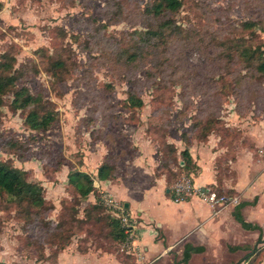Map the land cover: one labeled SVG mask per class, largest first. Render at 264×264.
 <instances>
[{"label": "rangeland", "instance_id": "obj_1", "mask_svg": "<svg viewBox=\"0 0 264 264\" xmlns=\"http://www.w3.org/2000/svg\"><path fill=\"white\" fill-rule=\"evenodd\" d=\"M146 1L0 0V60L12 65L10 71H25L14 87L42 94L59 115L49 129H32L24 122L28 108L11 102L12 86L0 94V158L24 168L26 178L39 182L53 203L27 221L16 204L0 198V264H56L63 250L76 253L73 264H115L98 263L85 253L117 257L129 247L130 239L114 241L108 227L85 216V205L98 195L104 202L109 192L95 185L80 196L67 183L68 173L83 170L98 179L93 168L109 153L115 165L112 182L127 177L138 151L132 139L137 133L156 144L153 175L164 174L171 184L183 174L159 173L157 165L167 143L181 131L199 139L196 121L210 122L212 133L227 147L217 159L221 181L236 177L229 160L241 147L259 153L255 138L240 123L252 128L264 118V77L255 78L243 66L237 48L256 42L264 46V0H183L172 14L176 26L149 48L134 32L146 29ZM123 46L137 49L138 59L124 63L117 58L126 55ZM57 57L66 64L58 74L51 65ZM32 65L37 71H31ZM130 90L142 98L141 107L126 108ZM222 189L218 192L226 193ZM105 205L109 209L103 212L114 211ZM246 251L213 247L193 255L188 264H264V248L250 262L241 260Z\"/></svg>", "mask_w": 264, "mask_h": 264}, {"label": "crops", "instance_id": "obj_2", "mask_svg": "<svg viewBox=\"0 0 264 264\" xmlns=\"http://www.w3.org/2000/svg\"><path fill=\"white\" fill-rule=\"evenodd\" d=\"M240 125L255 138L259 153L248 146L241 147L236 159L229 160L236 177L232 180L225 178L220 184L223 188H232L238 200L250 201L256 196L255 202L245 204L241 211L247 221L260 225L261 229L243 228L232 214L234 203L215 209L195 193L179 201L174 200L169 193L170 188L166 191V176L153 175L157 164L156 144L149 136L137 133L132 139L138 145V151L126 173L127 177L113 178V182L111 177L98 179L100 191L105 190L114 199L120 200L133 219L135 238L127 242L129 247L125 249L133 264H173L175 257L181 256L186 242L205 247L201 252H193L188 263L193 255L207 252L213 247L251 246L258 236L262 239L258 246L264 247V118L252 128L245 122ZM181 140V137L172 140L178 152L184 147ZM188 148L197 166V172L192 174L194 184L214 187L217 184V159L227 147L211 133L202 141L192 139ZM98 164L93 168V174H96ZM244 234L248 235L247 238ZM85 253H91L98 263L105 260L115 264H131L107 252L89 250ZM75 254L68 255L63 250L56 264H73L70 260Z\"/></svg>", "mask_w": 264, "mask_h": 264}, {"label": "trees", "instance_id": "obj_3", "mask_svg": "<svg viewBox=\"0 0 264 264\" xmlns=\"http://www.w3.org/2000/svg\"><path fill=\"white\" fill-rule=\"evenodd\" d=\"M183 0H147L142 9V13L147 16L148 21L145 23L146 29L134 30L139 34V39L146 45L145 48L151 47L154 44L162 42L166 35L170 34L171 28L175 25V21L172 18V14L176 12L182 5ZM120 5L116 4L115 9L119 10ZM247 27H251L252 24L249 21L243 23ZM239 41V40H235ZM234 42V41H233ZM130 48V47H129ZM121 49L126 50V55L119 56L122 62L128 63L136 61L138 58V50H127L125 46ZM239 60L243 63V66L255 74V78L264 77V46L261 42L242 44L237 48ZM118 53V50H117ZM44 56V54H43ZM52 68L57 69V74L61 68L66 66L65 60L62 57H57L51 62ZM12 65L6 61L0 60V94L4 93L8 88L12 86L13 97L11 102L16 108H28L24 115V122L29 125L30 128L35 130H46L52 127L58 120V109L50 107L49 102L43 97L42 94L33 93L27 86L14 87L16 81L25 74L23 68L14 69L10 71ZM33 72L37 71V67L32 65ZM126 108L132 109L135 107H141L143 105L142 98L136 94V92L130 90L128 96L125 99ZM217 119V118H216ZM214 119V120H216ZM196 124L200 126V136L198 141L205 140L209 134L212 133L210 122L202 123L196 121ZM187 133L181 131L180 137L184 143V147L178 152L174 143H167V151L161 156L157 165V172H164L166 169L168 173L175 177L181 174H195L197 172V166L194 162L188 148V144L192 139L187 138ZM100 161L96 169V178L105 179L112 177L115 171L114 163L110 162L107 158ZM226 169V167L224 168ZM218 167L216 173L217 184L214 188L217 191H223L221 186V176L218 175ZM165 173V172H164ZM155 175L156 174L155 172ZM69 185H73L78 189L80 196H87L95 188L94 176L83 170H74L68 173ZM171 181L167 180V186L170 188V195L173 196ZM226 193L233 192L232 188H225ZM3 197V203H14L17 205V210L24 215L25 220L31 221L34 218L41 216L42 209L52 207L53 203L43 195V187L39 182L32 181L26 178V170L22 167L13 165L10 161L0 158V198ZM256 196L248 200H239L232 210L234 218L245 229H261L260 225L247 221L241 211V208L247 203H254ZM50 203V204H49ZM105 203L98 195L94 202L85 205V216L88 221L97 223L101 228H109V236L118 243H123L126 239L124 227L120 220V217L115 215L111 211L103 212L106 209ZM108 208V207H107ZM109 209V208H108ZM43 220V217L41 218ZM45 226H48V221H44ZM262 239L258 236L255 243L249 245H230L233 250L245 249L247 250L244 257L241 260L252 259L257 260L256 254L262 250L258 243ZM204 246L201 244L194 245L189 242L184 244L182 254L179 258L174 259L173 264H188V260L193 252H201L204 250ZM86 251V250H85ZM123 262H130L131 256L126 251L117 255ZM239 261L223 264H238Z\"/></svg>", "mask_w": 264, "mask_h": 264}, {"label": "built area", "instance_id": "obj_4", "mask_svg": "<svg viewBox=\"0 0 264 264\" xmlns=\"http://www.w3.org/2000/svg\"><path fill=\"white\" fill-rule=\"evenodd\" d=\"M94 183L96 186L100 185V181L98 179H94ZM172 189V197L176 201L187 198L192 193H195L215 209L228 203L236 204L239 201L236 194H226L225 192L219 193L211 186H196L192 179V173L188 175L183 174L181 177H179L173 183ZM107 195V198L104 199V203L111 206V208L114 210L113 213L120 217L126 237L130 239V242H132L136 234L133 219L129 216V214H127L121 202L114 199L110 193H107Z\"/></svg>", "mask_w": 264, "mask_h": 264}, {"label": "water", "instance_id": "obj_5", "mask_svg": "<svg viewBox=\"0 0 264 264\" xmlns=\"http://www.w3.org/2000/svg\"><path fill=\"white\" fill-rule=\"evenodd\" d=\"M166 191H169V187H166Z\"/></svg>", "mask_w": 264, "mask_h": 264}]
</instances>
